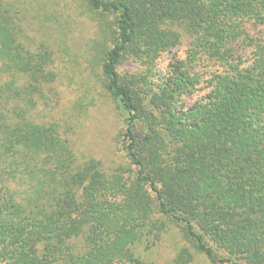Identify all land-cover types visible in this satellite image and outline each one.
<instances>
[{
	"label": "trees",
	"instance_id": "trees-1",
	"mask_svg": "<svg viewBox=\"0 0 264 264\" xmlns=\"http://www.w3.org/2000/svg\"><path fill=\"white\" fill-rule=\"evenodd\" d=\"M0 0V264H264V0H80L98 21L101 85L125 167L80 161L49 116L54 54L32 48L19 0ZM20 2V3H19ZM186 42L182 62L152 74ZM48 47V48H47ZM128 61L144 74L120 73ZM212 66L208 92L183 98Z\"/></svg>",
	"mask_w": 264,
	"mask_h": 264
},
{
	"label": "rangeland",
	"instance_id": "rangeland-1",
	"mask_svg": "<svg viewBox=\"0 0 264 264\" xmlns=\"http://www.w3.org/2000/svg\"><path fill=\"white\" fill-rule=\"evenodd\" d=\"M10 3L12 0H8ZM7 1V2H8ZM24 5L26 23L24 34L32 48L49 46L54 54L58 94L57 105L49 113L67 132L76 157L93 159L108 171L127 166L117 146L122 119L113 100L101 85L99 26L94 13L80 0H19ZM19 2V3H20ZM48 48V47H47ZM186 42L163 54L152 74L167 75L169 66L182 62ZM146 66L126 62L119 72L144 74ZM200 83L195 91L183 98L185 106L200 101L208 92L212 66L199 65ZM185 247L177 229L170 227L162 241L148 252L138 255L152 264H172L176 253ZM191 264H210L205 257L196 256Z\"/></svg>",
	"mask_w": 264,
	"mask_h": 264
}]
</instances>
